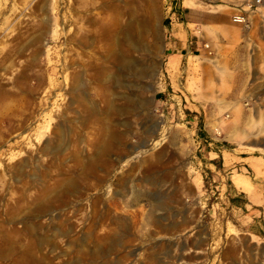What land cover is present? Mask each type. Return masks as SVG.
<instances>
[{"label":"rangeland","instance_id":"rangeland-1","mask_svg":"<svg viewBox=\"0 0 264 264\" xmlns=\"http://www.w3.org/2000/svg\"><path fill=\"white\" fill-rule=\"evenodd\" d=\"M171 2L0 0V264H264L157 91Z\"/></svg>","mask_w":264,"mask_h":264},{"label":"crops","instance_id":"crops-1","mask_svg":"<svg viewBox=\"0 0 264 264\" xmlns=\"http://www.w3.org/2000/svg\"><path fill=\"white\" fill-rule=\"evenodd\" d=\"M248 1L172 0L157 91L205 146L226 222L264 243V4Z\"/></svg>","mask_w":264,"mask_h":264},{"label":"built area","instance_id":"built-area-1","mask_svg":"<svg viewBox=\"0 0 264 264\" xmlns=\"http://www.w3.org/2000/svg\"><path fill=\"white\" fill-rule=\"evenodd\" d=\"M246 4L251 8H255L256 6L263 5L264 0H251V1H248ZM233 20L237 21V22H242L245 25L249 26L248 20H247L245 14H243V13L235 14L233 16Z\"/></svg>","mask_w":264,"mask_h":264}]
</instances>
